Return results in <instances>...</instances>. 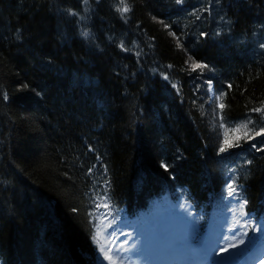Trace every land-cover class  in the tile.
Returning a JSON list of instances; mask_svg holds the SVG:
<instances>
[{
  "label": "trees",
  "instance_id": "trees-1",
  "mask_svg": "<svg viewBox=\"0 0 264 264\" xmlns=\"http://www.w3.org/2000/svg\"><path fill=\"white\" fill-rule=\"evenodd\" d=\"M126 3L0 0V264H98L100 204L264 212V0Z\"/></svg>",
  "mask_w": 264,
  "mask_h": 264
},
{
  "label": "rangeland",
  "instance_id": "rangeland-1",
  "mask_svg": "<svg viewBox=\"0 0 264 264\" xmlns=\"http://www.w3.org/2000/svg\"><path fill=\"white\" fill-rule=\"evenodd\" d=\"M240 199H223L218 217L204 232H200L201 218L186 204L157 203L148 213L147 219L131 221L130 225L120 218H112L107 225L105 222L101 223L99 217L95 237L106 249L101 252L99 248L98 259L102 261L101 264H108V256L116 264H156L162 251L170 264H176L179 254L183 253L189 259L199 252L203 264H214L215 254V259L218 260L238 253L245 247L258 250V243L264 237V223L252 221L244 208L241 210ZM102 206L103 204L100 208ZM241 211L245 214L241 215ZM257 227L259 232L255 231ZM225 248L228 251H223ZM258 255L262 258L264 249Z\"/></svg>",
  "mask_w": 264,
  "mask_h": 264
},
{
  "label": "snow or ice",
  "instance_id": "snow-or-ice-1",
  "mask_svg": "<svg viewBox=\"0 0 264 264\" xmlns=\"http://www.w3.org/2000/svg\"><path fill=\"white\" fill-rule=\"evenodd\" d=\"M87 2H88V0H84V3L85 4H87ZM120 4L122 5V7H120L118 10L121 12V13H127V12H129L131 9H130V7L128 6V4L126 3V0H120ZM82 35H84L85 37H88L89 35H90V33L89 32H83L82 33ZM173 35H175L174 33H173ZM121 47H123V45H121ZM204 67H207V65H204V64H201V63H193L192 64V68L195 70V69H197V68H204ZM229 87H231L230 85H229ZM5 100H7L8 99V97H7V95L6 94H4V97H3ZM219 99H223V94L221 95V97L219 98ZM225 107V105L221 102L220 104H219V108L220 109H223ZM253 111H264V108H256V109H253ZM249 123H251V121H249ZM238 127H242L243 129H245V132H244V136L246 137V138H252V137H249L248 136V126H247V124H243V125H241V126H238ZM261 135H264V128H261V130L259 131V132H257L256 133V136H261ZM238 139H239V137H238ZM225 143H226V146H227V148H231V147H237L238 145L237 144H235V143H229L227 140L225 141ZM253 147H255V145H253ZM226 150V148L225 147H221L220 148V151L221 152H224ZM161 166L162 167H164L165 168V170H167L168 168H169V165L168 164H165V163H161ZM235 191H236V189L235 188H233V187H231V186H229V192L230 193H235ZM247 204V201L245 200L241 205H240V208H241V210L244 208V205H246ZM103 207H108V205L107 204H103ZM245 213H243V211H241V215H244ZM97 236H99V233L97 234ZM94 239H96L97 240V243H99V239L97 238V237H94ZM242 242V241H241ZM230 247H235V245H230ZM100 251L101 252H104L105 251V249L103 248V247H101L100 248ZM223 251H228V249L227 248H225V249H223ZM109 260H112L113 261V264H116V261L115 260H113V258L111 257V256H108L107 257Z\"/></svg>",
  "mask_w": 264,
  "mask_h": 264
},
{
  "label": "bare ground",
  "instance_id": "bare-ground-1",
  "mask_svg": "<svg viewBox=\"0 0 264 264\" xmlns=\"http://www.w3.org/2000/svg\"><path fill=\"white\" fill-rule=\"evenodd\" d=\"M101 262H102L101 260H98V263H99V264H101Z\"/></svg>",
  "mask_w": 264,
  "mask_h": 264
}]
</instances>
